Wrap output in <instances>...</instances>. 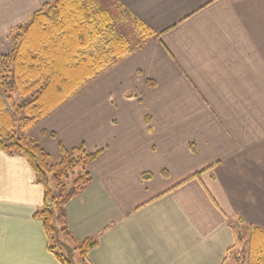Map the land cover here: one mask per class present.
<instances>
[{
    "label": "crops",
    "instance_id": "1",
    "mask_svg": "<svg viewBox=\"0 0 264 264\" xmlns=\"http://www.w3.org/2000/svg\"><path fill=\"white\" fill-rule=\"evenodd\" d=\"M56 1L0 0V56ZM85 1L152 37L28 132L52 159L101 151L66 204L70 236L96 240L88 264H228L241 229L264 231V0ZM42 201L0 151V264H60Z\"/></svg>",
    "mask_w": 264,
    "mask_h": 264
},
{
    "label": "trees",
    "instance_id": "2",
    "mask_svg": "<svg viewBox=\"0 0 264 264\" xmlns=\"http://www.w3.org/2000/svg\"><path fill=\"white\" fill-rule=\"evenodd\" d=\"M114 19L85 0H58L11 30V51L0 56V151L24 158L42 187V206L33 216L42 223L48 252L60 264H72L73 253L88 264L86 254L96 245L94 238L70 236L65 207L89 186L87 166L101 151L89 153L83 144L61 147L52 159L28 131L132 52L128 40L116 33ZM132 26L139 40L134 49L139 50L152 32L140 22ZM249 234L247 264H263L264 231L253 228Z\"/></svg>",
    "mask_w": 264,
    "mask_h": 264
},
{
    "label": "rangeland",
    "instance_id": "3",
    "mask_svg": "<svg viewBox=\"0 0 264 264\" xmlns=\"http://www.w3.org/2000/svg\"><path fill=\"white\" fill-rule=\"evenodd\" d=\"M112 13H113L114 18H115L114 19V26L116 28V33L118 35L124 36L128 40L129 48L132 49L131 53L138 51V50L134 49L136 47V44L139 41L138 35H137V30L131 25V23H130L131 20H129L128 17L122 11H119L117 13L112 9ZM6 108H9V106L7 104H6ZM9 112L11 113V111H9ZM77 173L78 172L76 171L73 174H70L65 179V181H66L65 183L69 184L72 181V179H74L77 176ZM249 235L250 234L247 233L246 231H244L243 229L240 230V240L238 242V246L231 253L230 259L228 260L229 261L228 264H247V260H246L247 259V253H248L247 241H248ZM60 240H61V237H60ZM62 242H64V241H62ZM62 251L64 253V250H62ZM70 252H71V250H69V253ZM70 260H72V264H85V263L80 261V258H79L77 253H73L71 255Z\"/></svg>",
    "mask_w": 264,
    "mask_h": 264
}]
</instances>
